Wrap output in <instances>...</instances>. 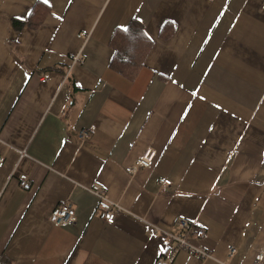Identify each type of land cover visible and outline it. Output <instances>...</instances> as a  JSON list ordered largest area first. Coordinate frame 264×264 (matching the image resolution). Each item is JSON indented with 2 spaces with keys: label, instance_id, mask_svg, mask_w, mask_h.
Here are the masks:
<instances>
[{
  "label": "crops",
  "instance_id": "crops-1",
  "mask_svg": "<svg viewBox=\"0 0 264 264\" xmlns=\"http://www.w3.org/2000/svg\"><path fill=\"white\" fill-rule=\"evenodd\" d=\"M38 2L40 26L16 30ZM126 30L133 79L111 66ZM0 161L12 264H156L169 241L154 228L180 235L181 218L213 258L172 264H264V0H0ZM65 203L77 220L55 226Z\"/></svg>",
  "mask_w": 264,
  "mask_h": 264
},
{
  "label": "built area",
  "instance_id": "built-area-1",
  "mask_svg": "<svg viewBox=\"0 0 264 264\" xmlns=\"http://www.w3.org/2000/svg\"><path fill=\"white\" fill-rule=\"evenodd\" d=\"M87 36L86 34H82ZM81 61L80 56L74 58L73 63ZM93 131L91 129H83L80 132L79 138L82 142H85L91 137ZM21 157H25L26 152H20ZM156 156V151L152 149L146 150L144 155L136 161L134 166L126 168L129 174H134L139 168H148L151 166L154 158ZM3 162L0 161V165ZM163 184L170 185L169 180H162ZM19 183L23 190L28 191L31 188V182L26 174H21L19 176ZM85 190L94 195L98 199V206L102 211V218L108 224H114L118 213L122 210L121 207L112 202L106 194L105 189L100 185H93L90 187H85ZM77 220L76 211L73 206L69 203L61 204L52 210L50 215V221L55 226H63L66 224H73ZM178 225L182 229V234L173 235L163 230L155 227V231L165 235L169 241L166 253L158 258L156 264H172L179 252L182 250L189 251L193 256L199 259H209L213 258L211 253L204 249L203 247L196 246L190 241V238L202 239L205 237V228L203 225L196 224L195 222L188 220L187 218H181L178 220ZM234 249L230 253H234Z\"/></svg>",
  "mask_w": 264,
  "mask_h": 264
},
{
  "label": "trees",
  "instance_id": "trees-1",
  "mask_svg": "<svg viewBox=\"0 0 264 264\" xmlns=\"http://www.w3.org/2000/svg\"><path fill=\"white\" fill-rule=\"evenodd\" d=\"M43 7H46L43 3H36L27 21H13L14 28L16 30H20L24 26H29L33 29L38 28L45 17ZM125 33L127 35V41L125 42V44H119L118 42L115 43L114 41L113 47L115 49L116 54L111 66L115 70H118L119 72L126 74L129 78L133 79L138 73L140 65L137 63V56L134 50L131 49L135 45L133 44V38H131V33L129 32V30H126ZM128 50L132 51L129 52ZM127 65H132V67L129 68L127 67ZM0 264H12V262L5 255H0Z\"/></svg>",
  "mask_w": 264,
  "mask_h": 264
}]
</instances>
